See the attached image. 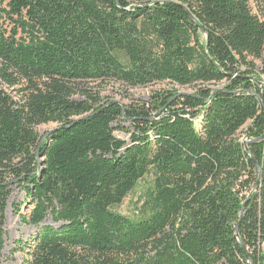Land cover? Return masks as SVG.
<instances>
[{"label":"trees","instance_id":"obj_1","mask_svg":"<svg viewBox=\"0 0 264 264\" xmlns=\"http://www.w3.org/2000/svg\"><path fill=\"white\" fill-rule=\"evenodd\" d=\"M263 57L264 0H0V256L18 181L21 220L59 224L26 264H264ZM108 80L194 92L74 98ZM148 174L142 215L116 211Z\"/></svg>","mask_w":264,"mask_h":264},{"label":"rangeland","instance_id":"obj_2","mask_svg":"<svg viewBox=\"0 0 264 264\" xmlns=\"http://www.w3.org/2000/svg\"><path fill=\"white\" fill-rule=\"evenodd\" d=\"M251 8L254 13H257L255 3L251 2ZM257 71L264 68V57L255 60ZM218 84L216 86H221ZM15 100H19L22 96L20 92L21 87L7 88L3 87ZM77 93L74 95L75 99H87L89 95L97 96L104 103L107 99H114L121 104L136 105L142 104L150 100L151 96L156 92L163 90L177 91L178 93H191L194 92L193 86H181L170 82H154L147 85L127 86L115 80L108 81H89L77 84ZM197 128H201V122L196 121ZM58 126L57 123L50 122L41 124L36 127L38 134L44 138L47 133ZM123 126L128 127V124L123 123ZM246 127H244L237 135L240 141H246ZM116 135L125 139L130 137L127 131L116 130ZM41 160V158H40ZM153 184V176L146 175L141 179L137 187L124 199V201L115 206V210L121 214L130 217H139L142 215L141 206L143 205L146 197L149 195ZM11 196L8 199L6 207L5 219V245L0 259L3 264H26L28 258L27 246L33 237L42 227L47 225L59 226L54 221L52 215L39 225L24 223L21 220V215L28 214L32 208L31 200L27 197V190L24 185L16 181L11 184ZM249 192L247 193V195Z\"/></svg>","mask_w":264,"mask_h":264},{"label":"water","instance_id":"obj_3","mask_svg":"<svg viewBox=\"0 0 264 264\" xmlns=\"http://www.w3.org/2000/svg\"><path fill=\"white\" fill-rule=\"evenodd\" d=\"M263 137H264V136H263ZM254 141H255V140H254ZM254 141H246V142H245V145L248 146L249 143L254 142ZM252 159H253V161L255 162L256 166L258 167L259 171H261V168H260L259 164L257 163V161H256L254 158H252ZM258 185H259V183H257V185H256L255 188H257ZM243 208H244V205H243ZM243 208H242V209H243Z\"/></svg>","mask_w":264,"mask_h":264}]
</instances>
